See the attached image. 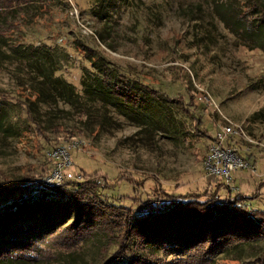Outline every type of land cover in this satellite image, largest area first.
I'll use <instances>...</instances> for the list:
<instances>
[{"label": "rangeland", "instance_id": "obj_1", "mask_svg": "<svg viewBox=\"0 0 264 264\" xmlns=\"http://www.w3.org/2000/svg\"><path fill=\"white\" fill-rule=\"evenodd\" d=\"M244 1L47 0L21 8L14 18L0 17V98L9 100L12 110L9 130L0 132V180H21L29 169L38 170L41 178L48 176L59 162L46 153L72 139L81 140L83 146L69 152L73 176H79V171L105 176L110 186L99 192L100 200L135 212L149 211L150 205L170 202L164 194L174 199L181 195L197 198L203 192L212 193L220 181L226 185L223 178L208 176L205 160L215 133L229 124L232 130L239 128L235 154L248 168L230 174L228 190L219 192V200L227 191L247 197L257 193L247 207L264 212V37L232 34L215 12L216 3L223 6L219 9L242 8ZM16 22L19 29L9 33V25ZM1 33L7 34L5 41ZM15 41L66 53L61 75L77 91L83 68L89 66L87 57L99 55L111 66L138 76L167 100H181L189 113L162 103L152 108L154 127L145 128L108 106L105 123L97 132L92 123L96 117L84 123L67 105L41 106L43 126L84 130L83 135L62 137L58 145L49 146L37 134H20L24 95L16 94L21 90L16 76L25 80V72L11 57L9 44ZM118 174L121 180L114 183ZM63 231L38 245L35 263L99 262L105 251L99 252L98 242L68 248L60 242ZM263 249L264 241H259L230 249L218 260L249 264ZM154 257L165 259L160 252Z\"/></svg>", "mask_w": 264, "mask_h": 264}, {"label": "trees", "instance_id": "obj_2", "mask_svg": "<svg viewBox=\"0 0 264 264\" xmlns=\"http://www.w3.org/2000/svg\"><path fill=\"white\" fill-rule=\"evenodd\" d=\"M45 1L0 0V17L14 18L21 8ZM215 7L219 20L232 34L241 32L239 37L242 38L251 33L257 38L264 37L263 0H245L242 8L228 5L219 9L223 6L217 3ZM256 11L258 14L253 17ZM3 18L5 23L6 17ZM18 23L9 25V33L19 29ZM5 33H1L2 40L6 39ZM9 48L18 69L25 72V80L16 76L21 89L20 94H16L24 95L21 114L25 119L21 120L20 134H37L49 146L58 145L62 137L83 135L84 130L66 131L60 124L43 126L41 106L67 105L84 123L96 117L92 123L97 132L105 123L108 106L145 128L154 127L150 114L153 107L162 103L177 105L189 113L181 100H167L138 76L111 66L99 55L87 57L89 66L83 68L77 91L61 75L68 58L66 53L21 41L9 44ZM9 103L4 97L0 98V132L9 130L12 118ZM79 176L80 180H64L51 187L42 184L36 169L25 171L18 181L1 177L0 264H38L34 258V253L39 252L38 245L60 230H64L59 234L60 242L68 248L78 243L98 242L99 252H105L96 264H102L100 261L107 257L106 264L123 261L125 264H222L219 261L223 260H218L220 254L264 241V212L250 211L246 204L256 199L257 193L247 197L240 192L232 195L227 191L226 197L219 200V192L223 188L228 190L220 181L213 186L212 193L203 192L197 198L181 195L178 199L164 194L170 202L150 205L149 211L135 212L100 200L99 192L110 186L105 176L86 175L82 171ZM120 178L118 174L114 183ZM157 198L160 200V196ZM70 252L68 254H72ZM157 252L171 259H155ZM229 262L242 264L236 260ZM249 264H264V249Z\"/></svg>", "mask_w": 264, "mask_h": 264}, {"label": "built area", "instance_id": "obj_3", "mask_svg": "<svg viewBox=\"0 0 264 264\" xmlns=\"http://www.w3.org/2000/svg\"><path fill=\"white\" fill-rule=\"evenodd\" d=\"M232 129L233 127H230L229 124L218 129L209 146V152L205 160V169L208 176L210 178H223L226 186H228L227 183H229L228 180L230 174L236 172L238 169L248 168L246 165H243L240 157L235 154L236 148L234 147V144L236 143V139L238 140L236 137L240 136L239 128L237 130ZM83 144L84 143L81 140L72 139L70 142L61 145L54 152L48 151L46 156L59 163L57 168L48 174V176H43V178L40 176L41 182L44 185L51 187L59 185L64 180H79L80 176H73L70 171L73 164L68 157L70 151L80 148Z\"/></svg>", "mask_w": 264, "mask_h": 264}]
</instances>
